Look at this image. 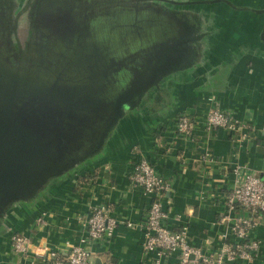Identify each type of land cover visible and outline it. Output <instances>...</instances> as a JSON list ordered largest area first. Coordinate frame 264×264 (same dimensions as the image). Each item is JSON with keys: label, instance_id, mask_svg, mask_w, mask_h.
I'll use <instances>...</instances> for the list:
<instances>
[{"label": "crops", "instance_id": "0c3cea01", "mask_svg": "<svg viewBox=\"0 0 264 264\" xmlns=\"http://www.w3.org/2000/svg\"><path fill=\"white\" fill-rule=\"evenodd\" d=\"M233 2L241 7L229 6L227 15L220 17L213 11L211 16V20L215 19L212 23L221 24L222 32L215 34L214 27L209 29L208 44H213L215 38L220 39L215 63L219 64L218 69L227 67L219 84L200 86L199 81L186 84L180 89V102L172 110L156 118H147L144 113L133 123L124 121L125 128L120 123L103 152L78 165L65 180L56 178L49 183L47 195L40 203L12 204L0 219V264H48L34 252L37 245L43 244L65 256L71 246L81 244L85 237L89 209L101 205L109 208L111 216L128 220L132 225L119 224L108 242L92 243L93 262L150 264L137 227L149 199L128 178L138 157L134 148L170 184L164 199L167 224L177 229L182 222H187L190 243L205 254L216 255L223 236L230 229L229 224L220 222L219 216L234 182V168L241 166L256 176L264 175V0L230 2L237 5ZM247 14L254 17L252 33L257 37L250 43L243 40L240 49L234 50L236 47H229V38L234 33L235 16ZM252 29L241 28L247 33ZM212 63H207V69ZM247 64L251 65V73L241 74L240 67ZM211 74L209 77L214 75ZM210 96L235 118L254 126L255 131L242 138L241 131L207 130L199 122L191 138L177 135L178 112L186 110L203 121ZM242 97L255 102L245 105L238 99ZM42 213L47 224L38 225L36 219ZM12 231L28 237L31 250L27 256L13 251L9 240ZM251 237L260 241L258 254L249 263L239 260L234 264H264V220L251 230ZM172 261L169 258L165 264Z\"/></svg>", "mask_w": 264, "mask_h": 264}, {"label": "rangeland", "instance_id": "374dc122", "mask_svg": "<svg viewBox=\"0 0 264 264\" xmlns=\"http://www.w3.org/2000/svg\"><path fill=\"white\" fill-rule=\"evenodd\" d=\"M79 1L81 3L79 9L82 10L84 0ZM174 1L175 2H173V0H162L159 5L157 4L156 10H161L162 14H164L166 18L170 19V22L172 23L184 22V24H186L187 26L188 24H192L191 21L193 20V18L189 16L191 14L190 11H188L192 8L189 5L191 3H189V1L191 0ZM0 3L3 7L2 9L5 10L6 14L5 18L0 21L1 35L4 39L7 40L8 43L7 50L4 54L9 55V57L11 58L9 63L13 66V69H15L14 71L29 74L27 79L29 78L28 80H34L35 78L36 81L34 82H36L37 86L43 87V85H45V83L47 82V79L52 78L55 71L61 70L59 68V64L62 66L63 72L66 71V74L64 72V76L66 75L70 82L73 83L74 88H77L79 83H82L83 77H86L90 73H92V71L86 69L87 67L84 66L85 63L90 64L95 68L97 66H100V68L107 67L110 69V77H117L122 79H126L132 74V70H130L131 65H143V61H136L135 63V52L133 55L131 53H128L126 48L127 46H125V44H127L128 42L126 38H120V43H117V45L113 47V50L110 51H107L108 48H104V46H100V44H94L93 46H91L88 35L84 37L80 35L76 36L73 46H71V44H66L63 41L58 40L59 38L56 37L51 41L45 42L44 35L37 34L34 29L32 16L38 0H0ZM146 4L147 3L145 0H91L90 7H88V9H85L84 14L94 19H98L100 15L104 14L103 16L106 19V25L114 28L116 25H121L122 23L124 25H129L130 23H124L123 18L127 17L129 20H131L130 17L132 14H130V11L137 12L134 14H138V10L140 8L143 9L144 6H150L149 4ZM197 6L198 8L203 9L207 7V3L202 0L197 4ZM162 7L166 9H162ZM149 8L152 9L151 11L153 12L156 11L155 4H151ZM70 11H72V9ZM65 14H67V11L63 12V14L60 15L61 17H63L62 20L59 21H57V17L55 14H49L44 17L42 21L39 20V22L42 23L45 27L50 26L51 28L49 29L53 33H65L66 31L71 32V29H74L75 26L73 25V21L71 20V18H69L68 16H64ZM80 15L83 17V12L80 13ZM244 16L245 17H239V15L235 16L236 20L233 30L234 33L232 34L231 39L229 38V47H236L234 50L240 49V45L242 44L243 40H246L248 43H250V40L254 39L253 37H257V34L252 33L254 17L251 14H247V16ZM140 17L141 21L138 23H140L139 26H141L142 28H140L139 26H137L136 28L138 30L144 31V29L148 28L146 24L147 17ZM202 17L203 18L200 19L201 22H197V26L199 25L200 29L202 28L201 30H203V33H205L207 28H205L207 19H204V16ZM241 28L252 30L250 33H247L241 30ZM98 29L101 33L102 29ZM150 29L153 31V27ZM238 29L240 30L238 31ZM119 32L124 33L121 32V29H119ZM115 35H117V33H115ZM97 36L98 35H94L91 36V38L95 40V37ZM110 36L111 34H107V37ZM129 44L130 43H128L127 45ZM135 48L139 49L140 47L138 45H135V47L133 48L134 51ZM84 52L85 58H83L82 56ZM162 53L165 54V52ZM156 54L157 53L154 52L153 56L156 57ZM164 54L161 55L164 56ZM117 57L121 60L118 63H123L122 66L118 64L117 66H115L116 61L114 60V58ZM137 57L139 58L140 56ZM141 58H143V56ZM250 68V64L242 65L239 71L241 74H250L252 71ZM192 74L194 73L190 72V75L188 74V76L186 77L185 75L187 74L184 75L183 73V75L181 76L184 80L187 78L191 79L193 78ZM235 74H237L236 71ZM36 77H39L40 79H37ZM243 78L245 80V77ZM148 93H151V91H149ZM238 99L245 105H252L255 102V100L248 97H242ZM143 109H145V107H143ZM141 110H139V114L129 117L126 120H130L133 123L135 120H137V116H141L142 114H144L140 112ZM79 113L80 112L74 110L72 107H66L59 100H57V96L54 92L48 91L43 93L41 91H38L26 97L17 98L10 104V120L12 123L10 122L9 126H11L12 128L19 127L20 129H23L27 134L34 136L33 142L41 146L42 150L48 148L46 150V152L48 153L54 151L56 156L57 151L59 156H65L66 152H64V146L61 148V151H63L65 154L56 148L55 142H58L60 140V137L63 136L61 135V133H68L69 125L72 124H67L68 122H73V124H76L77 119H79V122H81V120H84L83 116L86 113ZM125 113L126 112H124V114ZM91 118L94 119L93 115L90 117V119ZM87 120H89V118ZM120 123L122 124L123 128L126 127V123L120 120L117 125H119ZM79 130L81 132H85V134L83 133L85 138L87 135V131H89V125L83 126L79 123ZM70 141L73 142V140L71 139ZM67 147L68 146H66V148ZM83 148H86V146ZM45 191L46 188L39 191L38 195L45 193Z\"/></svg>", "mask_w": 264, "mask_h": 264}, {"label": "built area", "instance_id": "2783aa9c", "mask_svg": "<svg viewBox=\"0 0 264 264\" xmlns=\"http://www.w3.org/2000/svg\"><path fill=\"white\" fill-rule=\"evenodd\" d=\"M208 102L203 121L186 110L178 112L175 120L177 135L191 138L199 122L207 130L224 129L230 133L241 131L242 138L255 131L254 126L223 109L214 96L208 97ZM133 152L138 157L128 178L132 186L139 188L149 199L137 227L142 233L143 250L150 257V264H165L169 258H173L171 264H234L239 260L248 263L254 260L260 249V241L251 237V230L264 220V175L256 176L241 166L234 168V182L219 216L220 222L229 224V232L223 236L216 255L205 254L201 248L190 243L187 222H182L177 229L167 224L168 212L164 199L170 184L142 153L136 148ZM36 223L47 224L45 214L42 213ZM119 224L127 227L132 225L128 220L111 216L107 206H92L85 218L86 235L81 244L71 246L65 256L45 244L37 245L34 252L48 264H94L90 245L108 242ZM9 240L15 253L22 256L29 254L31 244L23 233L12 231Z\"/></svg>", "mask_w": 264, "mask_h": 264}, {"label": "water", "instance_id": "95a60500", "mask_svg": "<svg viewBox=\"0 0 264 264\" xmlns=\"http://www.w3.org/2000/svg\"><path fill=\"white\" fill-rule=\"evenodd\" d=\"M65 1L66 6L64 7L68 13L71 12L69 14L70 16H72V11L69 10H80L81 3L79 0ZM234 8L237 9V7ZM46 10L50 9L47 8ZM134 13L137 12L130 11V14L137 17L134 28L132 29H129L128 25H124L123 23L121 25H116L114 28L106 25L104 14L100 15L98 19L92 17L81 19V17H78V23L73 21V25L75 26L73 29L74 31L71 30L72 32L65 33L64 36H60L58 40L73 46L76 36L80 35L84 37L88 35L91 46L100 44V46L108 48L107 51H110L113 50V47L117 45V43H120V38H126L128 41L127 44L130 43L129 45L125 44L128 53L133 55L135 52V57H142L143 53L141 51L144 49V44L142 43L144 37L136 28L140 24L138 22L141 21V14ZM69 15L68 17H70ZM71 19L74 20V17H71ZM147 19L149 20V18ZM123 21L124 23L127 22L128 18L124 17ZM139 27L142 28L141 26ZM155 27L159 29V26L155 25ZM44 28L51 31L49 29L51 28L50 26H44ZM98 28L102 29L101 33ZM119 29L124 33H120ZM167 31L170 32V29ZM115 33H117V35H115ZM107 34H111V36L107 37ZM94 35H98L95 37V40L91 38V36ZM150 36L152 40H154V38L159 36V33L152 32ZM146 42L148 43L147 40ZM152 42L153 41H150V43ZM135 45H138L140 48H135L134 51L133 48ZM0 47H5V41L2 37H0ZM82 56L85 58V52ZM114 60L116 61L115 66H117V64L123 65L122 62L118 63L121 61L118 57L114 58ZM137 67V65L130 66L132 74L126 79L110 77V69L107 67H92L95 72L83 77L82 83H80L82 89L79 93L73 91V94L63 95V92H60V94L67 99L72 97L73 99L83 100L80 101L77 111L80 112L79 114L86 113L83 116L84 120L79 122V119H77L76 124L68 122L67 124L72 123L69 125L68 133H61L63 136L60 137L58 142H55L56 148L59 151H61V148L64 146V152H66V154L63 151L61 152H63L65 156H59L57 151L55 156L53 151L48 154L49 156H39V158L36 159L34 158L35 156L27 154L30 150L23 149V144L21 142L27 141V148L31 147L32 149L38 148L42 150L41 146L33 142L34 136L27 134L19 127L12 128L9 124L11 122L10 104L17 98L26 97L33 88L36 89L39 86L34 82L36 81L35 78L34 80L27 79L29 74L14 71L15 69H13V66L9 62L7 63L0 54V214L5 212L9 203L37 196L39 191L45 189V185L49 180L51 181L59 178L65 171L77 167L83 161H86L90 156L97 154L102 149V141L105 137L103 134H106L111 124L114 125L119 122L116 118L121 116L124 111V108L122 109L121 106L123 104H128L130 99H136L133 81L134 70ZM96 71L98 72L96 73ZM36 78L40 79L39 77ZM48 81L49 78L47 79V82ZM111 100L115 101V104L111 103ZM107 112H111V116L108 115ZM140 112L143 113V110ZM92 115L94 119H90ZM88 118L89 120H87ZM79 123L83 126L89 125V131H87L85 138V132L79 130ZM106 123L109 124V127H106ZM70 139L73 140V142H71ZM66 146L68 147L66 148ZM85 146L86 148H83ZM41 153L43 155L44 152Z\"/></svg>", "mask_w": 264, "mask_h": 264}, {"label": "flooded vegetation", "instance_id": "af4514ba", "mask_svg": "<svg viewBox=\"0 0 264 264\" xmlns=\"http://www.w3.org/2000/svg\"><path fill=\"white\" fill-rule=\"evenodd\" d=\"M147 4H149L151 6V4H155L157 6V4L159 5L160 2L162 0H145ZM202 0H191L189 2H191L189 5L192 7H190L188 11H190V14L191 16L193 17V20L191 21L192 24H188V26L186 24H184V22H171V26H169L167 23V19H164V16L162 14V11H157L155 13L152 14V16H148L150 15L151 13V10H149L150 6L149 7H145L143 9H148L147 15L146 17L149 18L146 19L147 20V26L148 28L144 29L143 30H139V32L143 35L144 39L142 41V43L144 44L143 47L144 49L141 51L143 54L142 56L143 57H146L148 56L147 59H150V58H154L153 54L154 52H156V47L158 45H161L162 48H161V52L160 53H157V55L159 54H164L162 52H165L164 54V57L166 59V64L167 65H171L174 64V65H178L180 63H183L185 61V57H184V53H188V52H192V46H191V43H193L195 40L197 39H200L201 42H208L210 40V32H209V29H211L212 27H214V30H215V34L219 33V32H222L221 29V24L219 23L218 26H216V24L212 23L213 20L215 19H212L211 20V16L213 15V11L214 13H218L221 16H224L227 15V11L229 10V6H232V7H237V8H240L241 6L235 2V4L237 5H234L230 2H232L233 0H204L206 3H207V7L206 8H203V9H200L198 8L197 4L199 2H201ZM245 1V0H244ZM65 0H38V3L36 4V8L33 12V23H34V29H35V32H37V34H42L46 37V41H51L52 39H55L56 38H59L60 36H64L65 33H67L68 31H66L65 33H53L52 31H49L48 29H45L44 28V25L42 23L39 22L42 21V19L44 17H46L48 14H55L56 17H57V21L59 20H62V17L60 16L61 14H63V12L66 11L65 7ZM173 2H175L173 0ZM63 3V4H61ZM83 4H85V2H83ZM146 4V5H147ZM197 6V7H195ZM0 21H2L4 18H5V10H3L2 8V5L0 3ZM50 9V10H46V9ZM141 11H140V14L141 16H143V9L140 8ZM162 9H166L164 7H162ZM70 11V10H69ZM83 12V17L80 15V13ZM71 13V12H70ZM70 13L67 12V14H65L64 16H68ZM85 9H80V10H75L73 9L72 10V16H70L69 18L71 17H74V22H77L78 23V17H81L82 18H87L89 17L88 15H85ZM204 16L205 18L204 19H207V23L205 24V28H206V31L205 33H203L204 31L200 29L199 25L197 26V22H201L200 19H202ZM145 17V18H146ZM214 18V17H213ZM158 19V22L161 21V24L162 27H159L160 30L157 31V33H159V36L156 38V40H152L151 36H150V33H154V30L152 31L150 28H155V30L158 29V27H155L154 25V22L155 20ZM64 20V19H63ZM72 21H71V24H72ZM127 23H132L131 20L128 19ZM74 24V23H73ZM159 26V24L157 25ZM186 26V27H185ZM127 27V26H126ZM129 29H132L133 28V25H129L128 26ZM168 27V28H166ZM169 28L170 29V32L167 31ZM128 29V28H127ZM1 30V29H0ZM72 31H74L73 29H71ZM70 31V30H69ZM71 31V32H72ZM69 33V32H68ZM61 34V35H60ZM165 34V35H163ZM62 36V37H63ZM0 37H2L1 35V32H0ZM186 37V38H185ZM3 38V37H2ZM185 38V39H184ZM4 39V38H3ZM146 40L148 41V43L146 42ZM5 41V47H0V54L2 55V57H4V60L8 62H10V57L9 55L7 54H4L5 51L7 50V46H8V43H7V40L4 39ZM150 41H156L155 42H152L150 43ZM153 45H156V46H153ZM158 55V56H159ZM157 56V57H158ZM213 58V57H212ZM66 60V59H65ZM67 61V60H66ZM68 65V64H67ZM59 68L62 70V66L59 64ZM84 66H86L87 70L89 71H92V73L95 72V70L91 67V65L85 63ZM57 70L54 72L52 78H49V81L47 83H45V85H43V87H37L36 89L33 88L32 91H30V93H28L26 96H28L29 94H33L35 92H38V91H41V92H54L57 96V100H59L63 105H65L66 107H72L74 110H77V108L79 107V103L80 101H83L82 99H76V98H66L64 97L63 95L64 94H73V91L79 93L81 91V84L79 83L78 87L77 88H74V85L72 82H70V80L67 78V76L65 75L64 76V72L66 74V71L63 72V70ZM98 71H96L97 73ZM187 75H185L186 77L188 76V72L186 73ZM91 91H94V90H91ZM32 92V93H31ZM60 92H63V95L60 94ZM25 97V96H23ZM74 97V95H73ZM26 140V139H25ZM22 142V146H23V149L25 148V150H30L29 153H27L28 155L30 156H35L34 158L38 159L39 156H49L48 154H50V152H46L44 150H41V149H32L31 147H28L27 148V145H28V142L26 141H21ZM26 152V151H25ZM41 152H44L43 155ZM45 154V155H44ZM49 161H50V158H49ZM50 164V162H49ZM23 200H19V201H16V202H12L11 204H14V203H17V202H22Z\"/></svg>", "mask_w": 264, "mask_h": 264}, {"label": "trees", "instance_id": "16d2710c", "mask_svg": "<svg viewBox=\"0 0 264 264\" xmlns=\"http://www.w3.org/2000/svg\"><path fill=\"white\" fill-rule=\"evenodd\" d=\"M83 2H85V4L83 5V9H88V7H90L91 0H84ZM155 10H156V5H155ZM140 11L141 10L139 9L138 14H140ZM147 11H148L147 8L143 9V14H142L143 17H146L148 15ZM155 12L156 11L154 12L151 11L150 15L148 16L151 17L152 14ZM163 16L164 19L168 20L167 24L171 26L170 19L166 18L164 14ZM189 16L193 18L191 15ZM130 18L132 23H130L129 25L132 24L134 28L137 17L131 15ZM158 24L159 27H162V25H160L161 21L158 22V19H156L154 25H158ZM153 30L155 33H157L159 29L155 30V28H153ZM154 39L156 40V38ZM44 41H46V37L44 38ZM156 41L153 42L156 43ZM219 42H220L219 38H215L213 44L212 43L208 44V42L206 44V42H201L200 39L195 40L193 43H191L192 52H188L186 54L184 53L185 61L178 65H174L172 63L171 65H167L166 64L167 61L165 57L162 56L161 54L160 55L158 54L159 56L156 54L158 57L156 56L150 59H147L148 57L147 58L136 57L135 63L136 61H143V65L138 66L134 70L135 72H134L133 89L136 91V99L135 100L130 99L128 104H123L121 106L122 109L124 108L123 114H121V116H118L116 119L124 122L127 118L139 114V110L143 109V107H145V109H143V113H145L144 114L145 117L156 118L164 114L165 112L172 110L180 102V98H181L179 94L180 89L186 84L192 85L193 83L195 84V82L199 81V83H201L200 86H209L211 84L218 85L220 82L219 79L223 76V73L227 69L226 66L218 69L217 67L219 66V64L215 63V59H216L215 57L217 56L219 49ZM161 48L162 46L158 45L156 47L155 53L160 52ZM210 61L214 63H212L211 67L207 69V63H209ZM187 72L188 74H190V72H194L197 75L193 76V78L191 79L187 78L184 80L181 75H183V73L185 75ZM211 73H213L214 75L212 77H209V74ZM214 76L216 77L214 78ZM149 91H151V93H148ZM111 103L115 104V101L111 100ZM124 112L126 113L124 114ZM107 113L108 115L111 116V112H107ZM108 125L109 124L106 123V127H109ZM118 127L119 126L117 124L110 125V127L106 131V134L105 135L103 134V136L105 137L102 141V149L97 154L90 156L87 160H91L94 157L99 156L103 152L107 140L111 135H113L117 131ZM86 161H83L81 164H79V166H81ZM76 168H78V166L65 171L60 176V180H65L74 170H76ZM51 182H54V180L51 181L49 180L45 185L46 191L47 188H49L48 184ZM46 195L47 193L45 192L35 197L22 199L23 201L21 203L36 205L40 203L42 199L46 197ZM11 205H12L11 203L7 205L5 212ZM5 212L0 214V219Z\"/></svg>", "mask_w": 264, "mask_h": 264}]
</instances>
